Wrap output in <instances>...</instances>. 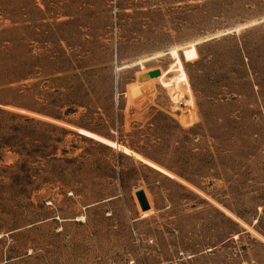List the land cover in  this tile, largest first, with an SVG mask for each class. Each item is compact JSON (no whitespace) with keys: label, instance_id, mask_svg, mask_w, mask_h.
Wrapping results in <instances>:
<instances>
[{"label":"rangeland","instance_id":"rangeland-1","mask_svg":"<svg viewBox=\"0 0 264 264\" xmlns=\"http://www.w3.org/2000/svg\"><path fill=\"white\" fill-rule=\"evenodd\" d=\"M0 264H264V0H0Z\"/></svg>","mask_w":264,"mask_h":264},{"label":"water","instance_id":"water-1","mask_svg":"<svg viewBox=\"0 0 264 264\" xmlns=\"http://www.w3.org/2000/svg\"><path fill=\"white\" fill-rule=\"evenodd\" d=\"M159 72H160V70L158 68L151 69V70L148 71V75L149 76H153L155 74H158ZM144 77L145 76H140L139 79L142 80V79H144ZM135 194L137 196V199L139 201L141 209L144 210V209H146V208H148L150 206V204L148 202V199L146 197L144 189H142V188L136 189Z\"/></svg>","mask_w":264,"mask_h":264},{"label":"bare ground","instance_id":"bare-ground-1","mask_svg":"<svg viewBox=\"0 0 264 264\" xmlns=\"http://www.w3.org/2000/svg\"><path fill=\"white\" fill-rule=\"evenodd\" d=\"M118 70H119V68H117V71H118ZM145 210H147V209H145ZM145 210H144V211H145Z\"/></svg>","mask_w":264,"mask_h":264},{"label":"trees","instance_id":"trees-1","mask_svg":"<svg viewBox=\"0 0 264 264\" xmlns=\"http://www.w3.org/2000/svg\"><path fill=\"white\" fill-rule=\"evenodd\" d=\"M258 219H259V217H258Z\"/></svg>","mask_w":264,"mask_h":264}]
</instances>
